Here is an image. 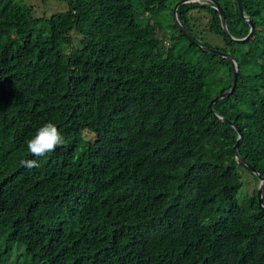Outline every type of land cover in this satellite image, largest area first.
<instances>
[{
	"label": "trees",
	"instance_id": "trees-1",
	"mask_svg": "<svg viewBox=\"0 0 264 264\" xmlns=\"http://www.w3.org/2000/svg\"><path fill=\"white\" fill-rule=\"evenodd\" d=\"M44 1L68 10L0 0V264H264L261 179L217 117L264 178V0H242L244 43L213 3L182 5L199 45L181 0ZM199 46L238 64L214 112L234 69ZM47 122L66 143L33 157Z\"/></svg>",
	"mask_w": 264,
	"mask_h": 264
},
{
	"label": "water",
	"instance_id": "water-1",
	"mask_svg": "<svg viewBox=\"0 0 264 264\" xmlns=\"http://www.w3.org/2000/svg\"><path fill=\"white\" fill-rule=\"evenodd\" d=\"M201 1H208V2H211L215 5L216 9L218 10L219 12V15H220V18H221V22H222V27L224 29V31L228 34L229 38L233 41V42H236V43H244L248 40H250L253 36H254V33L256 31V27L252 21V19L248 16H246L245 14V11H244V8H243V2L242 0H237V3H238V6H239V9H240V13L244 19L245 22H247L250 26V32H249V35L244 38V39H237V38H234L233 36H231L228 32V28H227V22H226V15H225V12L223 10V8L218 4V2L216 0H181L179 1L176 5H175V8H174V15H175V19L177 21V25L179 27V30L183 33V35L193 44H196V45H199L191 36L190 34L184 29V27L182 26V24L180 23L179 19H178V15H177V12H178V9L184 5V4H188V3H195V2H201ZM203 51L207 52L208 54L212 55V56H218V57H222L224 59H227L231 64H232V67L234 69V73H233V84H232V88L231 90H229L228 92H225V93H221L219 94L218 96H216L211 102H210V110L211 112H214V105L223 100V99H226L228 98L231 94H233L237 88V84H238V76H239V69H238V64L236 62V60H234V58L227 54V53H224V52H221L219 50H216V49H212V48H207V47H203V46H199ZM217 117L225 122V123H228L230 124L232 127H234V129L237 131L238 133V141H237V144L234 148V151H235V154L237 156V160L238 162L241 164V165H244L246 166L248 169L252 170L260 179H261V183H260V186L258 188V197H259V206L262 210H264V204H263V197H264V178L263 176L257 171L255 170V168L251 167L249 164L246 163V161L238 154V148L239 146L242 144L243 142V139H244V135L241 131V129L238 127V125L236 123H233L232 121L228 120V119H224L222 117H219L217 115Z\"/></svg>",
	"mask_w": 264,
	"mask_h": 264
},
{
	"label": "clouds",
	"instance_id": "clouds-1",
	"mask_svg": "<svg viewBox=\"0 0 264 264\" xmlns=\"http://www.w3.org/2000/svg\"><path fill=\"white\" fill-rule=\"evenodd\" d=\"M65 143V137L52 122L43 124L37 129L35 135L26 141L27 150L33 157L46 156ZM21 165L29 169L39 166L36 160H22Z\"/></svg>",
	"mask_w": 264,
	"mask_h": 264
},
{
	"label": "rangeland",
	"instance_id": "rangeland-1",
	"mask_svg": "<svg viewBox=\"0 0 264 264\" xmlns=\"http://www.w3.org/2000/svg\"><path fill=\"white\" fill-rule=\"evenodd\" d=\"M28 5L32 6L35 8V12L38 16L43 17V16H52L55 13H63L68 10V4L65 2H55V1H44V0H24ZM202 17L203 15H199ZM201 23L205 24L206 21H201ZM200 25V23H199ZM209 59H207L208 61ZM250 175L251 177L254 178V176L249 173V172H244L242 176L244 175ZM260 186V185H259ZM256 185L254 181H251L247 183L242 192L239 195V198H246L247 196L249 197L255 189Z\"/></svg>",
	"mask_w": 264,
	"mask_h": 264
}]
</instances>
